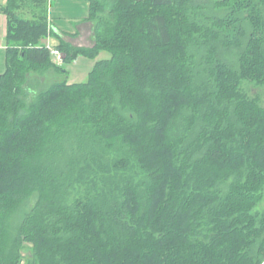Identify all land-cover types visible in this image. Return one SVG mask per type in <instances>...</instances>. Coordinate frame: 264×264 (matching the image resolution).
Returning a JSON list of instances; mask_svg holds the SVG:
<instances>
[{
    "label": "trees",
    "instance_id": "trees-1",
    "mask_svg": "<svg viewBox=\"0 0 264 264\" xmlns=\"http://www.w3.org/2000/svg\"><path fill=\"white\" fill-rule=\"evenodd\" d=\"M47 7L0 6V264H264V0H90L82 82Z\"/></svg>",
    "mask_w": 264,
    "mask_h": 264
},
{
    "label": "crops",
    "instance_id": "crops-1",
    "mask_svg": "<svg viewBox=\"0 0 264 264\" xmlns=\"http://www.w3.org/2000/svg\"><path fill=\"white\" fill-rule=\"evenodd\" d=\"M5 2L0 0V6ZM89 11L90 0H48L47 20L56 34L49 33L45 43L53 47L60 43L75 47L93 46L95 39L93 22L88 18ZM6 33L7 16L0 10V76L6 70ZM79 57L83 56H78L74 62Z\"/></svg>",
    "mask_w": 264,
    "mask_h": 264
},
{
    "label": "rangeland",
    "instance_id": "rangeland-1",
    "mask_svg": "<svg viewBox=\"0 0 264 264\" xmlns=\"http://www.w3.org/2000/svg\"><path fill=\"white\" fill-rule=\"evenodd\" d=\"M48 4V0H47ZM26 9L24 10L25 16H30V7L25 6ZM46 36L43 40V42L46 41ZM110 53L107 51H100L98 56L95 59L87 58V57H79L77 61H72L68 63H61L63 66V69L66 71V74L63 76L64 79L68 80L69 82H82L85 81L88 77L89 70L93 67V64L95 63V60L100 58H109ZM233 61V60H232ZM39 74L37 72H31L28 76L30 79H32V82H34V78L37 77ZM44 85H47V82H49V78L45 76L43 79ZM240 88L242 91H244L249 97H256L259 101L260 105H264V84L256 83L254 81L248 80L243 78L240 81Z\"/></svg>",
    "mask_w": 264,
    "mask_h": 264
},
{
    "label": "built area",
    "instance_id": "built-area-1",
    "mask_svg": "<svg viewBox=\"0 0 264 264\" xmlns=\"http://www.w3.org/2000/svg\"><path fill=\"white\" fill-rule=\"evenodd\" d=\"M46 45L50 50V55H51L52 61L57 63V64H61L63 61V53L59 49H57V48H55L49 44H46Z\"/></svg>",
    "mask_w": 264,
    "mask_h": 264
}]
</instances>
